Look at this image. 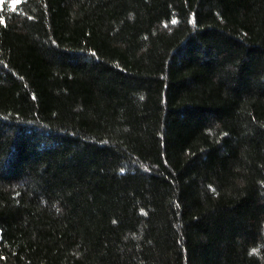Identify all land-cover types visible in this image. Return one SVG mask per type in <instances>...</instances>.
Instances as JSON below:
<instances>
[{
  "label": "trees",
  "instance_id": "obj_1",
  "mask_svg": "<svg viewBox=\"0 0 264 264\" xmlns=\"http://www.w3.org/2000/svg\"><path fill=\"white\" fill-rule=\"evenodd\" d=\"M0 264H264V0H0Z\"/></svg>",
  "mask_w": 264,
  "mask_h": 264
},
{
  "label": "snow or ice",
  "instance_id": "obj_2",
  "mask_svg": "<svg viewBox=\"0 0 264 264\" xmlns=\"http://www.w3.org/2000/svg\"><path fill=\"white\" fill-rule=\"evenodd\" d=\"M173 23H175V21H173Z\"/></svg>",
  "mask_w": 264,
  "mask_h": 264
}]
</instances>
